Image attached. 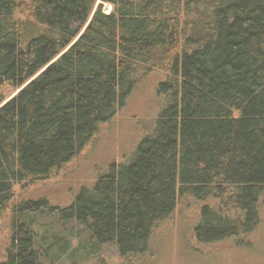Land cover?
<instances>
[{"label": "trees", "instance_id": "obj_1", "mask_svg": "<svg viewBox=\"0 0 264 264\" xmlns=\"http://www.w3.org/2000/svg\"><path fill=\"white\" fill-rule=\"evenodd\" d=\"M156 72L165 101L128 162L66 205L16 198ZM185 196L199 244L242 241L262 223L264 0H0L1 264H80L106 245L140 262Z\"/></svg>", "mask_w": 264, "mask_h": 264}, {"label": "rangeland", "instance_id": "obj_2", "mask_svg": "<svg viewBox=\"0 0 264 264\" xmlns=\"http://www.w3.org/2000/svg\"><path fill=\"white\" fill-rule=\"evenodd\" d=\"M104 6L106 11L112 9L110 4ZM161 77L156 72L141 82L116 115L101 124L91 141L48 179L16 184V198L46 196L53 204L66 205L80 186L90 184L114 162H128L141 138L150 132L165 101L157 91ZM197 216L198 203L190 197L182 198L174 213L155 229L145 257L128 264H264V212L258 229L244 240L229 238L210 244H199L193 237ZM47 221L43 217L42 225ZM9 237L8 217H1L0 264ZM80 264L126 263L114 246L106 245Z\"/></svg>", "mask_w": 264, "mask_h": 264}]
</instances>
